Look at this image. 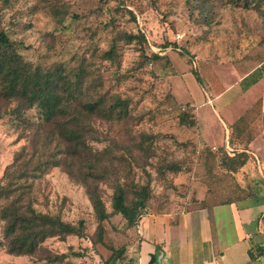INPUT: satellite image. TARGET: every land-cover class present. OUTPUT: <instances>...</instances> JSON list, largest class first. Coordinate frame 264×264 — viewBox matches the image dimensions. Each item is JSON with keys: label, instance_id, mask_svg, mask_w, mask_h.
I'll return each instance as SVG.
<instances>
[{"label": "rangeland", "instance_id": "1", "mask_svg": "<svg viewBox=\"0 0 264 264\" xmlns=\"http://www.w3.org/2000/svg\"><path fill=\"white\" fill-rule=\"evenodd\" d=\"M263 27L264 0H0V28L25 61L73 70L87 65L95 86L91 97L127 99V118L91 119L88 140L93 151H110L97 162L110 180L120 179L130 198L146 186L150 211L158 213L194 206L201 184L194 172L204 148L191 104L201 105L205 92L213 96L230 86L237 95L243 92L235 86L234 69L246 71L236 65L262 44ZM113 45V59H103ZM11 106L0 101V109ZM25 115L35 121L33 110ZM16 122L0 118V179L20 149L32 145V132ZM53 149L52 144L48 153ZM216 166L221 177L208 180L214 188L232 177L219 159ZM109 182L97 184L107 212L113 196ZM28 183L36 210L74 225L82 220L84 236L48 238L40 252L14 255L6 249L0 222V264H105L112 253L132 245L134 231L120 215L105 220L97 233L84 185L62 167ZM119 258L114 253L113 264H121Z\"/></svg>", "mask_w": 264, "mask_h": 264}, {"label": "trees", "instance_id": "2", "mask_svg": "<svg viewBox=\"0 0 264 264\" xmlns=\"http://www.w3.org/2000/svg\"><path fill=\"white\" fill-rule=\"evenodd\" d=\"M17 48L18 45L0 28V101L12 105L0 109V118L12 117L17 125L32 132L30 148L24 146L20 149L0 179V222L8 253L36 254L42 250V243L52 237L72 235L83 238L82 220L77 225L70 224L33 206L32 184L28 180L54 167H62L70 177L79 179L84 185L97 221V233H102L103 222L112 215H120L129 229H135L141 216L148 214L152 206L146 186L134 189L130 198L125 184L116 177L110 180L107 168L97 164L98 156L108 155L110 151H93L88 140L91 119L119 123L127 118V99L116 96L107 101L103 96L97 99L91 97L95 86L93 78L89 79L92 72L87 65L74 70L61 65L53 68L34 66L22 58ZM114 55L113 45L102 57L112 60ZM150 56L157 58L154 54ZM263 69L264 65L242 79L240 89L245 92L255 85ZM193 73L200 83L197 73ZM258 106L257 101L250 112H257ZM30 110L35 112L34 122L25 115ZM247 117L248 112L233 125L232 131L242 129ZM181 124L185 125L184 120ZM241 131L240 146L234 144L229 136L228 144L234 150L232 156L226 153L225 146L219 150V164L230 172L241 168L249 160L246 152L236 151L247 149L249 139L244 127ZM145 138L148 136L145 135ZM52 144L54 149L48 153ZM139 148V144L133 147L134 150ZM104 181H110L113 189L110 212L105 210L97 187ZM123 249L114 253L121 256ZM114 253L105 264L112 261Z\"/></svg>", "mask_w": 264, "mask_h": 264}, {"label": "crops", "instance_id": "3", "mask_svg": "<svg viewBox=\"0 0 264 264\" xmlns=\"http://www.w3.org/2000/svg\"><path fill=\"white\" fill-rule=\"evenodd\" d=\"M238 61V68L247 69H234L235 86L264 65V41ZM232 88L213 96L205 92L201 105L191 104L204 148L200 168L194 172L201 183L192 197L194 206L176 213L150 211L141 216L133 229L132 245L117 259L121 264H264V69L247 91L237 95ZM257 101L258 111L250 112ZM247 112L243 124L249 139L247 149L236 151L246 152L249 160L230 173L231 181L219 187L213 183L214 188L208 180L221 177L217 151L225 146L231 151L227 154L233 155L229 136L240 146L243 127L234 132L232 127ZM113 262L116 260L109 264Z\"/></svg>", "mask_w": 264, "mask_h": 264}, {"label": "built area", "instance_id": "4", "mask_svg": "<svg viewBox=\"0 0 264 264\" xmlns=\"http://www.w3.org/2000/svg\"><path fill=\"white\" fill-rule=\"evenodd\" d=\"M177 37V39L179 38V35L178 36H176Z\"/></svg>", "mask_w": 264, "mask_h": 264}]
</instances>
